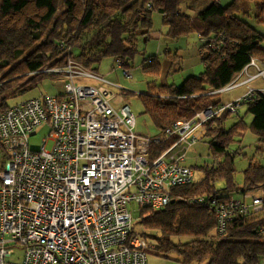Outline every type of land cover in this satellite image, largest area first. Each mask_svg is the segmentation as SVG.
Masks as SVG:
<instances>
[{
	"label": "built area",
	"instance_id": "obj_1",
	"mask_svg": "<svg viewBox=\"0 0 264 264\" xmlns=\"http://www.w3.org/2000/svg\"><path fill=\"white\" fill-rule=\"evenodd\" d=\"M262 66L252 57L230 83L209 94L251 83L264 76ZM250 67L257 73H249ZM35 73L67 80L59 94H42L0 111V145L7 154L0 168V264H149L152 245L136 231V213L166 206L173 187L196 182L188 153L201 141L206 123L237 113L244 101L264 94V87L250 86L239 98L211 104L163 135L150 136L135 132L136 115L117 86L72 56L63 66ZM125 74L131 76L127 69ZM81 77L101 83L77 82ZM241 77L245 80L237 82ZM44 124L49 135L32 143ZM162 138L174 141L150 159L151 143ZM208 205L224 234L235 217L264 209V195H231ZM19 248L23 254L17 259Z\"/></svg>",
	"mask_w": 264,
	"mask_h": 264
},
{
	"label": "trees",
	"instance_id": "obj_2",
	"mask_svg": "<svg viewBox=\"0 0 264 264\" xmlns=\"http://www.w3.org/2000/svg\"><path fill=\"white\" fill-rule=\"evenodd\" d=\"M181 4L182 0H0V111L11 106L10 98L35 88L45 78H57L35 72L63 66L69 56L92 71L107 57L120 59L128 68L140 52L139 37H149L153 31L154 12L162 14L168 37L196 33L204 39L200 47L203 72L180 85L162 83L157 93L144 98L146 111L162 131L159 135L175 122L219 103L213 100L218 94L209 92L230 83L252 57L262 55L264 33L246 17L254 11L255 21L264 24V0L227 4L213 0L197 15L185 12ZM149 67L159 70L157 56ZM243 106L253 116L251 128L264 144V94L256 93ZM240 109L205 125L201 140L208 138L213 156L222 160L201 167L204 174L195 183L173 187L166 206L140 213L139 222L146 229L140 234L152 245L148 253L165 258L175 253L183 264H253L264 257V209L235 217L226 232L219 234L208 205L212 199L225 201L238 193L264 190L260 163H251L243 184L235 180L239 151L230 150V144L234 135H242L246 122L242 114L229 128L225 122L232 115L239 116ZM173 141L152 142L150 159ZM200 196L208 203L190 201ZM144 213H150L148 219H143Z\"/></svg>",
	"mask_w": 264,
	"mask_h": 264
},
{
	"label": "rangeland",
	"instance_id": "obj_3",
	"mask_svg": "<svg viewBox=\"0 0 264 264\" xmlns=\"http://www.w3.org/2000/svg\"><path fill=\"white\" fill-rule=\"evenodd\" d=\"M212 1L213 0H182L181 5L183 10L188 14L197 15ZM229 1L230 0H222L224 4H227ZM246 19L260 32L264 33V24H258L255 21L254 11H252ZM167 29V26L163 24L162 14L160 12H154L152 32L154 33V36L151 38L143 35L139 37L138 47L140 52L136 55L134 61L130 63L128 68L119 65L118 62L115 61V58L107 57L104 58L93 71L101 75L107 81L115 84L117 86V92L122 94L125 102L131 106L132 111L137 118V125L135 127V132L137 134L154 136L162 133L160 128L156 126L150 112L146 111V106L144 104L145 96L157 93V89L162 83H174L180 85L189 75H199V72L203 67L199 52L200 46L198 35L196 33H192L173 39L168 37ZM201 39L202 38H200V42ZM155 56L158 57V61L160 62L159 70L158 68L154 69V67H149V65H152ZM254 58H257L260 62H264V60L259 57ZM154 65H157V63L155 62ZM263 67L264 66H262V68ZM125 69L131 73V76H127L125 74ZM248 72L257 73V70L250 67ZM243 79L245 80L244 77H241L236 81L239 82V80ZM66 80L67 78L64 76H59L54 79L49 77L45 78L35 88L19 93L15 97L10 98L8 102L10 105H13L25 99L40 96L42 94H59L63 91ZM77 82L90 84L101 83L96 79L86 77L78 78ZM244 84L245 83L234 87L228 92L244 86ZM246 84H248L249 87H254L255 89L256 87L263 89L264 76L258 77L251 83ZM248 90L249 88L243 94H245ZM240 96L227 98L225 100H235ZM240 111L245 117L246 126H244L242 135H234V141L230 144V150L234 152L239 151L234 162L236 169L235 180L239 184H243L245 171L251 166V163H260L264 166V144L260 141L258 134L251 128L253 116L248 114L246 117L244 107L241 108ZM238 119L239 116L237 115L230 116L225 122L226 128L231 127V125L238 121ZM48 135L49 126L44 124L42 127L36 129L35 134L31 137V142L38 144L42 141V138L47 137ZM47 147H52V141H48ZM6 159L7 154L0 145V168L3 166ZM219 160H222V157L216 158L213 156L210 141L208 138H204L189 151L187 164L194 168L195 180L198 181L204 174V170L201 167L210 166ZM218 185H222L221 181ZM258 191L259 190L254 192H256V194H261ZM146 214L148 216L143 219H148L150 216V213ZM138 217L139 213H136L135 229L137 232L143 233L146 230L145 225L139 222ZM22 254L23 249L19 248L16 254L17 259H19ZM148 262L149 264H183L178 255L175 253L169 258H165L150 252L148 255Z\"/></svg>",
	"mask_w": 264,
	"mask_h": 264
},
{
	"label": "crops",
	"instance_id": "obj_4",
	"mask_svg": "<svg viewBox=\"0 0 264 264\" xmlns=\"http://www.w3.org/2000/svg\"><path fill=\"white\" fill-rule=\"evenodd\" d=\"M153 32V31H152ZM150 33L149 34V37L148 38H151V37H153L154 36V33ZM199 37V36H198ZM199 46L201 47V42H200V37H199ZM261 46H262V48H263V51H262V55L261 56H259V58L260 59H263L264 60V40L262 41V43H261ZM200 52V51H199ZM178 54V53H177ZM200 58H201V54H200ZM201 60H202V58H201ZM115 61L117 62V59H115ZM172 64H173V62H172ZM202 64H203V67L201 68L202 70H200V72L199 73H201V72H203V70L205 69V64L203 63V61H202ZM194 75H198V74H191V75H189L188 77H190V76H194ZM187 77V78H188ZM186 78V79H187ZM99 84V83H98ZM94 85H96V84H94ZM178 85V84H177ZM249 88V85L248 84H245L244 86H241V87H239V88H237V89H234V90H232V91H230V92H228V93H221V94H218L216 97H214V101H217V100H225V99H227V98H234V97H238V96H240L241 94H243L247 89ZM244 107V109L246 108L245 106H243ZM242 107V108H243ZM241 110V109H240ZM241 114H242V112H240V115H239V118H240V116H241ZM248 116V114H246V117ZM258 192H260L261 194H264V190H259ZM252 193H256V192H252ZM259 194V193H258ZM235 196H237V197H243V195H241L240 193H238V195L237 194H235ZM253 264H264V257L263 258H261L258 262H256V263H253Z\"/></svg>",
	"mask_w": 264,
	"mask_h": 264
}]
</instances>
